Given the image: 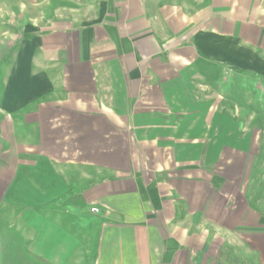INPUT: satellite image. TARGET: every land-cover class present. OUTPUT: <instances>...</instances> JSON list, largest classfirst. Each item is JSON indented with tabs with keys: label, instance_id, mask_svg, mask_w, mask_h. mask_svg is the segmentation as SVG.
Listing matches in <instances>:
<instances>
[{
	"label": "crops",
	"instance_id": "0c3cea01",
	"mask_svg": "<svg viewBox=\"0 0 264 264\" xmlns=\"http://www.w3.org/2000/svg\"><path fill=\"white\" fill-rule=\"evenodd\" d=\"M0 264H264V0H0Z\"/></svg>",
	"mask_w": 264,
	"mask_h": 264
},
{
	"label": "built area",
	"instance_id": "2783aa9c",
	"mask_svg": "<svg viewBox=\"0 0 264 264\" xmlns=\"http://www.w3.org/2000/svg\"><path fill=\"white\" fill-rule=\"evenodd\" d=\"M91 210L94 211V212H97L98 211V208L92 207Z\"/></svg>",
	"mask_w": 264,
	"mask_h": 264
}]
</instances>
